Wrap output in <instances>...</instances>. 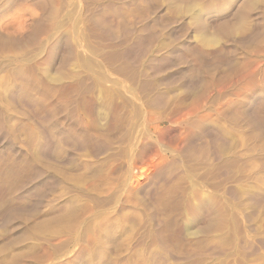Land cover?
Listing matches in <instances>:
<instances>
[{
	"label": "rangeland",
	"instance_id": "1",
	"mask_svg": "<svg viewBox=\"0 0 264 264\" xmlns=\"http://www.w3.org/2000/svg\"><path fill=\"white\" fill-rule=\"evenodd\" d=\"M67 1L70 3V5L64 11L65 18L63 20L62 28L64 27V25L65 28H61V30H52L51 27L49 28L47 16L51 10L58 6L57 1H54L53 4H49L46 0L45 4V2L42 0H0V35L3 37L8 36L7 38L10 39L12 37V40L14 38V41L15 38L19 40L21 38V40L24 41L20 42L16 39L17 43H20V45L24 42L27 43V45L26 43H24L25 46L24 48H22V50L20 49L21 47H23V44L21 46L19 45L18 47L20 48L17 47L18 49L16 50H18L19 53H25L24 55H22L24 56V58H27L26 65H30V67L33 68V71L37 69L36 71H34L35 74L33 72V75H36V78H38L36 79L37 83L35 81V76H33L34 78L31 77L30 79H28V81H23L22 83L24 84V86L26 84L27 87H33L32 89L34 90L35 95H39V98L43 97L46 102L48 100L47 103L49 104L55 102L56 96H60V91L62 92L64 90V93L69 92L71 94L74 88L72 84H75L73 75L75 76L76 72H74V70L77 69L76 71H78L79 69V71H84L85 69V71L88 72L91 77H93V82L95 85L93 87L94 94L92 91L90 96L82 100L83 103L81 101V105L84 107L83 109V107L81 106L83 112L86 113L87 116L90 114L86 119L88 120V123L91 121V125L89 123L88 129L90 131H94L93 129H95V131L99 132L102 130L103 133H108V131H110L112 127H119L118 124L123 120L122 118H124L131 111L132 107L133 109L136 108V110L138 108V103H136L138 101H136L135 98L132 99L131 96H127L125 92L126 90L132 89L133 80L131 82L130 78L132 79V74L136 73L135 68L136 70H139L140 68H137V66H132L128 63V61H121L125 66L126 64H129V71L131 69V75L125 74V76L127 75L125 78V76L123 75V77L121 73L117 71L112 72L111 70H107L104 67L103 69L102 66H100L103 69L102 72L96 70V68H94L93 66L96 67L100 62L97 63L94 61L96 63L95 64L92 61H88V63L90 62L88 64L86 61V56L82 57L83 63L82 61L80 62V58L77 56L75 49L79 41V38L77 37H79V35H82V18L90 10L92 0H80V2L79 0H70L71 2L69 0ZM141 2L142 4H139ZM246 2L248 3L245 4ZM239 3H241L242 7L244 6L243 11H241V9L243 8L240 7L241 5ZM113 6L115 7V9L121 7V13L123 14L118 11L119 9H117L116 11L119 13V15L121 14L120 16L125 20L129 19L131 15H138L143 17L146 14L151 13L150 15L152 16V19L146 25L137 28L133 32V34H130L132 35L131 38L129 37V35L128 37L121 38V41L125 39L122 42L119 40V43L122 44H118V46L122 48H119L118 51L121 53L127 52V57L129 55V58H131L134 53H138L136 51L144 47L146 41L152 39L153 46L155 47H159L161 46V44L164 45L165 43H169L172 41L187 42L189 40V48L194 46L197 47V49L191 48V52V49L188 48V52L190 51L189 53L191 54L195 52V55H198L204 60L210 59L211 57H213V54H221V48L224 42L226 43L228 41L236 40H238L237 42H240L241 39H243V42H251L250 46L252 47H250L249 49V54H252L246 55V53H243V51L241 52L240 49L237 50V59H235V61L233 62L232 67L233 72L230 70V73L228 72L227 75L226 73L224 74V72H218V75H216L217 73H215V75H213L214 77L211 76L207 78L205 82L206 84H204L203 87H201L199 90L201 95L198 92L199 94H193L194 97L191 94L189 95L191 97H187L186 99L184 95L181 94L180 89L176 88L177 97H175L173 103L171 104L172 107L170 105V107L166 110L168 111V113L165 111L167 116L170 114L171 117H177L180 113L185 112V109H193L195 106L202 105L205 101V96H208L210 92L211 95L217 93L219 91L218 89L224 90L226 88V84L230 88L227 87V89L225 90H228L229 88V92H239L240 88H242L243 86H250L251 84L252 85L250 86V89L254 90L257 89L259 85H261L260 81H258L259 79L261 80V78L257 76L255 77V79H253L252 77L255 76L256 73L253 75L255 71L264 70V0H252L251 2L250 0H123V2L122 0H110V2L107 1L105 3L104 12H110V8H113ZM235 7L241 9L238 10ZM246 7L248 8V11L250 10L249 13H246L248 12L245 11ZM249 7H251V9H249ZM146 8H150L151 10L149 9L150 11L147 10L145 12ZM190 8L194 12H191ZM140 9L142 11H140ZM131 11L132 14L130 13ZM242 12H245L246 15ZM125 16L127 17L125 18ZM202 19H204L206 22H204V20L202 21ZM79 20L81 23L79 22ZM108 20L109 19H107V21ZM224 20H226V23H222L224 22ZM43 23L44 25H42ZM73 23L75 25H73ZM109 23L110 21H108V24ZM21 24L24 26V28H22L23 26L21 27ZM207 24L209 25V27ZM169 25L174 27L172 28ZM38 26H40V29ZM227 27L230 28V30L233 32H227L230 31L227 29ZM35 28H38L37 31L35 30ZM41 29L42 31H40ZM141 29L143 31H141ZM221 29H223L222 31H224V33L227 32V34L225 33L224 35H222L223 32L220 31ZM219 32H221V34ZM33 33L35 35H33ZM166 34L169 35V37L171 35L172 38H169ZM156 36L158 38H155ZM175 36L177 37L178 41L175 40ZM22 37L24 39H22ZM225 37H228V39ZM247 37L249 39H247ZM113 38L114 36L111 33H109L106 37V39L109 41L115 39ZM215 39L220 42L212 43V41H215ZM198 40H203L204 42ZM154 41L159 45L155 44ZM208 42L211 43L207 45L206 43ZM28 43L30 45L29 48ZM213 45L215 47L218 45L216 47L218 49H215ZM206 46L207 48H205ZM14 51L15 49L11 50L9 48L2 50V48H0V52L3 53H0V103L3 101V104L1 103L0 105V107L3 109L0 112V264H264V205H258L254 207V209L251 205L246 206L249 211L251 210L250 214L252 215L251 222L249 223L246 222L247 220L242 217L241 211L236 208L237 203L235 202L237 201L231 199L230 196L221 193L222 191L212 192L213 190L209 185L208 187L207 185H198V181H194L192 178L186 176L185 174L182 175V177H180V175L177 176V179H174V175V182H171V184H169L170 187L165 185V181L163 180L164 176L163 178L154 176L156 172L152 167L148 166V160L144 161L147 158L139 154L137 150V141H139L143 137L140 126L137 127V132L129 141L130 143L125 144L123 149L118 150L121 151V154L118 151H115L116 153H108V156L113 154L112 156H109V158L107 157V155H104L98 157L100 159H94L96 157L94 156L92 145L90 144V142V145L88 144L89 146L87 145L86 149H82L80 146H76L75 141H73L72 146L71 141H68V139L64 137L63 142L65 144L62 147H59L58 144L56 145L58 138L56 137L58 136V127L55 124L56 122L48 115H46L45 117L42 105L40 106V104L36 103L30 106L28 104L29 112H23L19 108H17V106L13 102H10L6 96V92L8 91L7 89L9 87L8 85H10L11 82V74L8 70L7 72L6 69L2 66H4V63H8L7 61L18 63ZM238 51H240L241 53ZM256 53L258 54L257 57ZM259 57H261V59ZM85 62L87 63L86 65L88 67L85 65ZM121 62H119V65ZM80 63L81 66L85 67L84 69H82L83 67L79 66ZM73 64L76 65V68ZM122 64L120 66L118 65V67H124ZM97 67L98 69H101L99 65ZM96 71L98 72V74H96ZM46 72L49 74H47L48 76L45 74ZM221 73L223 74L221 75ZM99 75H101L102 78ZM229 75L230 78L232 76L233 80H228ZM50 76H54L53 78L61 76L60 78L64 81L59 79L61 82L59 83V80L57 82L58 77L56 79H52ZM71 76L73 77V79H71ZM243 76H245V78H249L245 79ZM49 77L52 80H50ZM224 79H227V81H225ZM241 79L243 80L241 82L242 84L239 82V80ZM98 81H102L101 84ZM228 81L233 82L229 83ZM96 83L100 88L96 87ZM212 83H214V86H212L213 88L211 87ZM219 83L223 84H221L220 86ZM234 83L238 84V86ZM70 84L73 87H71L72 89H68L71 86ZM99 84L101 86H99ZM102 84H104L103 88L105 89L101 88ZM229 84L231 86L234 84V86L231 87ZM215 85H217L218 87L216 86V88ZM210 87L213 90H211ZM61 88L63 89L61 90ZM94 88H96V93ZM106 88L112 91L110 93L105 92L107 90ZM97 89L100 92L102 91V93H100ZM205 89H207L206 91H208V93L205 91ZM215 89H217V91ZM58 91L59 93L56 94V92ZM212 91L215 92L212 93ZM97 92H99V94ZM202 92L205 96L202 94ZM103 93L104 96L102 95ZM96 94L97 96H95ZM108 94L111 95L109 96ZM102 96L106 98V101L103 102L104 98H102ZM115 96L117 98H114ZM201 96H203L204 98ZM4 97H6L7 99ZM96 97H98V99H96ZM89 99L91 100V102ZM87 100L89 101L87 102ZM109 100H111L112 102ZM129 101H131V103H129ZM108 102H110V104ZM179 102L180 104H183L180 105ZM195 103L198 105H196ZM6 104L8 106H5ZM130 104H132V106ZM3 105L4 107H2ZM176 106L178 107V109ZM239 107L241 106L236 104L234 109L238 110L240 109ZM174 108H176L178 111ZM255 110L256 114L264 120V105L261 104V106H257ZM42 111L43 113H41ZM20 112H23L27 115H24L23 113L21 114ZM118 112L122 114L121 117H118L120 116V113ZM123 112L126 115H124ZM40 113L41 115L43 114L42 120L41 117L39 118V116H41ZM116 113H118L119 115ZM100 115L103 117H101ZM213 119L217 120L218 122L220 121L216 119V117H214ZM36 120H38V123H40V125L36 123ZM112 120H115L114 123H116L117 125H114ZM218 122V127L221 126L220 130H223V133H225L227 139L231 143L230 148H237L240 145V138L239 135L237 136V132L231 130L228 125L224 124L223 121H220L219 124ZM220 123H222V125ZM41 124L45 126H43L42 128ZM67 124V126H71L73 128L72 124ZM95 126L98 127V130ZM224 126L225 128L228 126L226 130L224 129ZM117 127L114 128L115 130L112 129V132H110V136L116 134L115 131L117 130ZM78 133L83 135L84 132L78 131ZM233 134H235L236 137H233ZM107 135H109V133ZM229 136L234 139L229 138ZM81 137L83 139V136ZM230 139L232 140V142L230 141ZM88 141L89 140L84 135V145L87 144ZM21 143L23 145H21ZM19 144L22 147L21 151H17L16 149V147H19ZM66 144L68 147H66ZM126 146H128V149ZM64 148L67 151L63 150ZM61 151L64 152L62 153ZM40 152L42 153V155ZM57 153L61 155H64L65 153V155L61 157V155ZM90 154H92L93 157ZM137 154L141 155L142 157ZM38 163L40 165H38ZM64 165H66V167ZM132 167H137L136 169H134L135 172H133ZM236 175L237 174L234 173V185L230 186H233L238 191L249 186H254L255 188H259L264 192V184L236 185V182H234L236 179ZM135 176L137 178H135ZM183 177L187 178L184 179ZM155 178L156 180H154ZM25 180H28L30 182H25ZM163 189L164 191H166L164 192ZM191 193L195 195L192 196ZM64 196L66 198H64ZM189 196L191 200H194L190 201L191 204L188 202V200H190ZM147 199L148 201H150H146ZM199 200L204 202L201 203V201ZM198 201L200 203V206ZM145 203L155 204V206L157 207V214H160L159 216H157L161 220L163 226H161V234L162 236H164L162 237V239H164L163 242L166 241V243L164 242L165 248L174 254L182 255V257H184L183 260L176 262L173 259H152V253L155 251L154 249H157L155 248L157 246H155L156 243L154 240L155 235L152 221L153 218L151 220V214L147 209L144 208L143 204ZM135 204L136 206H134ZM226 204H229L230 206L228 207V205ZM204 205L207 209H214L216 212L214 213L213 210L214 216L210 219L211 221H208L207 224H204L205 226H203V224L201 223V219L198 215L199 212L196 211V207L200 208ZM192 206H194L195 208ZM216 206L218 210H216ZM218 206L223 208L222 210L224 211H220L219 209L221 208H219ZM227 211L231 214L234 213L236 216L238 215L240 217H236L233 214L235 216L234 217L228 214ZM54 217L55 219H53ZM247 225L250 227L252 226V229H250V231ZM203 227L205 228L204 230ZM201 230L203 234L200 232ZM163 231L164 233H162ZM209 240L214 241L216 245L218 244L217 246L219 247V251H221V254L219 253L213 256L207 255V253H205L206 246L208 245V243H210ZM246 240L250 241V245L253 244L251 246L252 248L250 246V248L248 247V245L245 243ZM244 244H246V246Z\"/></svg>",
	"mask_w": 264,
	"mask_h": 264
},
{
	"label": "bare ground",
	"instance_id": "2",
	"mask_svg": "<svg viewBox=\"0 0 264 264\" xmlns=\"http://www.w3.org/2000/svg\"><path fill=\"white\" fill-rule=\"evenodd\" d=\"M45 2L46 4V0H42ZM54 1H57L58 6H56V8H54L53 10H51L47 16L48 18V25L49 28L51 27V29H59L61 30L62 28V24H63V20L65 18V14L64 11L68 8V6L70 5V3L67 0H47V3L49 4H53ZM70 1V0H69ZM90 1V0H89ZM110 0H92L91 1V8L88 11V13L82 18V29L83 31L81 32L82 35L77 38H79L78 41V45L76 46V54L77 56L80 58V62L82 61V57L86 56V61L88 63V61H92V62H100L98 63L99 67L102 66V68H106L107 70H111L113 71H117L119 73L122 74V76L125 74H130L131 75V69L129 71V64H131L132 66H137V68H140L139 70L135 71L136 73L132 74V79L130 78L131 82H132V89L131 90H126L125 94L127 96H131V98H135L136 103H138V108L136 110V108L131 109V111L126 115L124 112V115H126L124 118L119 119L122 120L118 125L119 127H117L116 129V134L113 136H110V132H112V129H114L112 127V129L110 131H108L109 135H107L108 133H103V131L99 132V131H95V129H93L94 131H90L88 129V125L90 123L91 125V121L88 123V120H86L88 118V115L86 113L83 112L84 107L81 105L83 103L82 100L86 99V97L90 96V94L93 91V87L94 82H93V77L90 76V74L88 72L85 71V67L81 66V63L79 64L80 67H83L82 69H84V71L78 69V71L74 70V72H76L75 76L73 74L74 77V82L75 84H72L74 86V88L72 87V85L70 86V88L68 89H72L73 91L70 94L69 92L64 93L63 91L59 93L60 96H56L55 102H53L52 104H49L45 101V99L43 98H39V95H35L34 90L30 87H27L26 84L24 86V84L22 83L23 81L30 79L31 77L34 78L33 76H35V81L37 83V78L36 75H33V68L30 67V65L28 66V64L26 65V61L27 58H24V54L22 52H18V47L20 45V43H17V41L19 39L14 38L12 40L10 38L7 37H3L0 35V48H2V50L4 49H15V55H16V59L18 60V63H13L12 61H7L8 63H4V67L6 69V71L8 70L9 73L11 74V82L10 85H8V91L6 92V96L8 98V100L10 102H13L17 108H19L21 111L23 112H29L28 111V104L31 106L32 104H40V106L42 105L44 109V113H45V117L46 115H48L49 117L53 118L54 121L56 122L55 124L58 127L57 133H58V137L57 138V143L59 147H62L65 143L63 142L64 137L66 139H68V141H71V144L73 146V141H75L76 146H80L82 149H86L87 145L90 144L92 145V149H93V153L94 156L97 159L100 156H104L107 155L108 153H112L115 151H118L120 149H123L125 144L130 143L129 141L131 140V138L136 134L137 132V127L140 126V129L142 130V134L143 137L137 141V150L139 152V154H141L143 157L147 158H143L145 159L144 161L148 160V166L152 167L153 170L156 172V174H154V176H159L160 178L164 176L163 180L165 181L164 184L169 186V184H171V182H174V179H177L176 177L180 175V177H182V175H186L189 176L190 178H192L194 181H198V185H208L211 187V189L213 190L212 192H221L225 195H228L231 197V199H234L235 203H237V207L235 205V207L237 209H239L241 211L242 217L247 220L246 222H251V218L252 215L250 214V211L246 208V206H253L254 207L258 206V205H264V192L259 189V188H255L254 186H249V187H244L245 189H241V190H237L235 189L233 186L230 185H234L233 183V176L234 173H236L237 175L235 176V184L236 185H263L264 183V120L262 118H260L257 114H256V107L257 106H261L264 105V70H259V71H253V75L255 74L254 77H252L253 79H255V77H259L261 78V80L257 79L258 81H260L261 85H259V87L257 89H250V86H243L242 88H240L239 92H229V86H227L226 84V88H228V90H221L218 89L219 91L217 93H214L213 95H211V92L208 94V96H205L202 92V94L205 96V101L203 102L202 105H198L196 103V105L193 109H185V112L180 113L177 117H171L170 114L167 116L166 112L168 113V111H166L170 105L173 103L175 97H177V91L176 88L180 89V92L182 95H184V97L187 99V97H191L189 95L193 94L195 95L196 93L199 92L200 88L203 87L204 84H206V80L207 78L215 75V73H217L216 75H218V72H224V74L229 72L230 70L232 71V67H233V62L235 61V59H237V50H241V52L243 51V53L245 52L246 55H251L249 54V49L250 47V43L249 42H243V39H241L240 42L236 41H228V42H224V44L222 45V52L221 54H213V57H211L210 59L204 60L202 58H200L198 55H195L194 53L191 54L189 53L190 51L192 52V49L197 47H190V42H169V43H165L164 45L161 44V46H153V39L152 40H148L145 43V46L140 48V50L136 51L138 53H134V55L129 58V55L127 57V52L126 53H121L118 51V49L120 48V46H118V44H120L119 42L121 41V38H125L128 37L130 34H133V32L140 27H143L144 25H146L151 19L152 16L148 13V14H143L145 16L141 17L138 15H131L132 11L130 12L131 16L129 17V19L125 20L123 19L120 15L123 14L121 13L122 9H120L119 7L117 9H119L118 11H120V15L119 13L116 11L117 9H115V7L113 6V8L111 7V11L109 12H104V7H105V3ZM125 1V0H124ZM135 1V0H134ZM141 1V0H140ZM154 1V0H153ZM196 1V0H195ZM206 1V0H205ZM210 1V0H208ZM221 1V0H220ZM245 1V0H244ZM252 0H250L251 2ZM71 2V1H70ZM80 2V0H79ZM87 2V1H86ZM112 2V1H111ZM123 2V0H122ZM138 2V1H137ZM212 2V1H211ZM237 2V1H236ZM241 2V1H240ZM114 3V2H113ZM128 3V2H127ZM169 3V2H168ZM243 3V2H242ZM248 2H246L245 4H247ZM85 4V3H84ZM90 4V3H89ZM88 4V6H89ZM112 4V3H111ZM124 4V3H122ZM126 4V3H125ZM139 4H142L139 3ZM146 4V3H145ZM150 4V3H149ZM241 5V3H239ZM80 5V4H78ZM83 5V4H82ZM81 5V6H82ZM196 5V4H195ZM194 5V7H195ZM75 6V5H74ZM87 6V5H85ZM118 6V5H117ZM123 6V5H122ZM128 6V5H127ZM130 6V5H129ZM144 6V5H143ZM155 6V5H154ZM193 6V5H192ZM210 6V4H209ZM252 6V4H251ZM50 7V6H49ZM80 7V6H79ZM200 7V6H198ZM242 7V5L240 6ZM244 7V6H243ZM242 7V8H243ZM109 8V7H108ZM236 8V7H235ZM247 8V7H246ZM245 11H248V8ZM80 9V8H79ZM132 9V8H131ZM150 9V8H149ZM149 9H145V12ZM153 9V8H152ZM195 9V8H194ZM238 10H240L241 8H236ZM249 9H251V7H249ZM262 9V8H261ZM76 10V9H75ZM86 10V8H85ZM151 10V9H150ZM149 10V11H150ZM158 10V9H157ZM187 10V9H186ZM191 10V8H190ZM237 10V12H238ZM243 9H241V11H243ZM258 10V9H257ZM263 10V9H262ZM82 11V10H81ZM80 11V12H81ZM140 11H142L140 9ZM193 10H191L192 12ZM259 11V10H258ZM157 12V11H156ZM164 12V11H163ZM172 12V11H171ZM194 12V11H193ZM232 12V11H231ZM250 10L246 13H249ZM257 12V11H256ZM141 13V12H140ZM176 13V12H175ZM182 13V12H181ZM197 13V11H196ZM235 13V12H234ZM241 13V12H239ZM243 14L245 12H242ZM245 13V15H246ZM260 13V12H259ZM258 13V14H259ZM80 14V13H79ZM129 14V13H128ZM178 14H179V10H178ZM200 14V13H198ZM197 14V15H198ZM83 15V14H82ZM142 15V14H141ZM155 15V14H153ZM233 15V14H232ZM231 15V16H232ZM46 16V15H45ZM170 16V15H169ZM184 16V15H183ZM257 16V15H256ZM70 17V16H69ZM80 17V15H79ZM82 17V16H81ZM127 16H125L126 18ZM179 17V16H178ZM221 17V16H220ZM172 18V17H171ZM198 18V17H197ZM77 19V16H76ZM75 19V20H76ZM107 19H109L108 21H110V23L108 24ZM227 19V18H226ZM45 20V19H43ZM71 20V19H70ZM204 19H202L203 21ZM229 20V19H228ZM245 20V19H244ZM243 20V21H244ZM66 21V20H65ZM68 21V20H67ZM171 21V20H170ZM181 21V20H180ZM179 21V22H180ZM210 21V20H209ZM221 21V20H220ZM226 20H224V22L222 23H226ZM74 22V21H73ZM80 22V20H79ZM200 22V21H199ZM198 22V23H199ZM204 22H206L204 20ZM202 22V23H204ZM217 22V21H216ZM230 22V21H229ZM76 23V22H75ZM81 23V22H80ZM208 23V22H207ZM210 23V22H209ZM216 24V23H214ZM230 24V23H229ZM39 25V24H38ZM44 25V23L42 24ZM73 25H75L73 23ZM174 25V24H171ZM171 25H169L170 27H172ZM177 25V24H176ZM181 25V24H180ZM201 25V24H200ZM199 25V26H200ZM208 25V24H207ZM211 25V24H210ZM219 25V24H217ZM23 25L21 24V27ZM36 26V25H35ZM20 27V28H21ZM40 29V26H38ZM81 27V25H80ZM166 27V26H165ZM174 27V26H173ZM172 27V28H173ZM207 27V26H205ZM209 27V25H208ZM213 27V26H212ZM211 27V28H212ZM215 27V25H214ZM221 27V26H220ZM226 27V26H225ZM233 27V26H232ZM231 27V28H232ZM24 28V26L22 27ZM65 28V25L64 27ZM62 28V29H63ZM176 28V27H175ZM204 28V25H203ZM219 28V27H218ZM223 28V27H222ZM38 29V28H37ZM37 29L35 28V30L37 31ZM50 29V30H51ZM73 29V28H72ZM76 29V28H75ZM167 29V28H165ZM164 29V30H165ZM210 29V28H209ZM224 29V28H223ZM223 29H221L220 31L223 32L222 35H224L225 33L227 34V32H233L230 30V28L227 27L228 30L224 33V31H222ZM250 29V28H249ZM175 30V29H173ZM186 30V29H185ZM215 30V29H214ZM235 30V29H234ZM42 31V29L40 30ZM80 31V30H79ZM110 31V32H109ZM141 31H143L141 29ZM157 31V30H156ZM166 31V30H165ZM171 31V30H170ZM239 31V30H237ZM50 32V31H49ZM71 32V31H70ZM140 32V31H138ZM158 32V31H157ZM169 32V31H168ZM211 32V31H208ZM214 32V31H213ZM221 32H219L221 34ZM80 33V32H79ZM111 33L114 36V40H107L106 37L107 35ZM146 33V31H145ZM173 33V31H172ZM171 33V34H172ZM205 33V32H204ZM215 33V32H214ZM230 33V34H231ZM235 33V32H234ZM57 34V33H56ZM4 35V34H3ZM33 35H35L33 33ZM71 35V34H70ZM69 35V36H70ZM158 35V34H157ZM162 35V34H161ZM167 35V34H166ZM174 35V34H173ZM172 35V36H173ZM187 35V34H186ZM215 35V34H214ZM234 35V34H233ZM241 35V34H240ZM110 36V35H109ZM132 35H130L129 37L131 38ZM134 36V35H133ZM169 37V35H167ZM184 36V35H183ZM252 36V35H251ZM72 37V36H71ZM70 37V38H71ZM171 37V35H170ZM169 37V38H170ZM174 37V36H173ZM185 37V36H184ZM209 37V35H208ZM235 37V36H234ZM155 38H158L157 36ZM172 38V37H171ZM201 38V36H200ZM207 38V37H206ZM228 39V37H225ZM236 38V37H235ZM17 39V41H16ZM22 39H24L22 37ZM33 39V37H32ZM118 39V40H117ZM149 39V38H148ZM185 39V38H184ZM245 39V38H244ZM247 39H249L247 37ZM252 39V38H251ZM250 39V40H251ZM26 40V38H25ZM39 40V39H38ZM77 40V39H76ZM120 40V41H119ZM125 40V39H123ZM122 40V41H123ZM174 40V39H173ZM175 40L178 41L177 37L175 36ZM194 40V39H193ZM204 40V39H203ZM203 40H198V41H203ZM206 40V39H205ZM222 40V39H220ZM20 42L24 41V40H19ZM73 41V40H72ZM121 41V42H122ZM168 41V40H167ZM170 41V39H169ZM247 41V40H246ZM249 41V40H248ZM36 42V41H35ZM33 42V43H35ZM39 42V41H38ZM57 42V41H56ZM77 42V41H76ZM193 42V41H192ZM195 42V41H194ZM204 42V41H203ZM206 42V41H205ZM218 43L220 41H217V39H215V41H212V43ZM26 43V42H24ZM24 43L23 47H21L20 50H22V48H24ZM124 43V42H123ZM128 43V42H127ZM155 43V41H154ZM164 43V42H163ZM211 43V42H210ZM209 42L206 43L207 45L210 44ZM222 43V42H221ZM21 44V45H22ZM122 44V43H121ZM120 44V45H121ZM158 44V43H155ZM201 44V43H200ZM203 44V43H202ZM220 44V43H219ZM20 45V46H21ZM27 45V43H26ZM54 45V44H53ZM159 45V44H158ZM204 45V44H203ZM29 43H28V48H29ZM200 46V45H197ZM202 46V45H201ZM218 46V45H217ZM216 46V47H217ZM221 46V45H220ZM255 46V45H253ZM18 47V48H17ZM136 47V46H135ZM213 47L215 49L216 48L214 45ZM54 48V47H53ZM74 48V47H73ZM122 48V47H121ZM120 48V49H121ZM191 49L189 52L188 50ZM207 48V46L205 47ZM43 49V48H42ZM124 49V48H123ZM131 49V48H130ZM200 49V48H199ZM252 49V48H251ZM257 49V48H256ZM19 50V51H20ZM24 50V49H23ZM56 50V49H55ZM213 50V49H212ZM10 51V50H9ZM8 51V52H9ZM25 51V50H24ZM130 51V50H129ZM128 51V52H129ZM134 51V50H133ZM257 51V50H255ZM4 52V51H1ZM0 52V53H1ZM7 52V51H6ZM26 52V51H25ZM217 52V51H216ZM240 52V51H238ZM240 52V53H241ZM213 53V52H212ZM215 53V51H214ZM3 54V53H1ZM9 54V53H8ZM23 54V55H22ZM52 54V53H51ZM197 54V53H196ZM208 54V53H207ZM6 55V54H5ZM211 55V54H210ZM254 55V54H253ZM208 56V55H207ZM258 56V54L256 53V57ZM264 56V54H263ZM242 57V56H241ZM240 57V58H241ZM255 57V56H254ZM245 58V57H244ZM250 58V56H249ZM261 59V57H259ZM15 59V58H13ZM243 59V58H242ZM247 59V58H246ZM253 59V58H252ZM78 60V59H77ZM84 60V59H83ZM128 61L129 64H126V66L124 65V63L122 64L121 61ZM248 60V59H247ZM250 60V59H249ZM255 60V59H254ZM261 61V60H259ZM263 61V59H262ZM5 62V61H3ZM94 62V63H95ZM122 64L124 67H118L119 65ZM264 62V61H263ZM33 63V62H32ZM83 63V61H82ZM85 62V65L87 64ZM90 63V62H89ZM88 63V64H89ZM246 63V62H244ZM258 63V62H257ZM31 64V63H30ZM39 64V63H38ZM76 64V63H75ZM96 64V63H95ZM3 65V63H2ZM74 65V64H73ZM84 65V64H83ZM93 65V64H92ZM97 65V66H98ZM119 65V66H120ZM34 66V64H33ZM76 65H74L75 67ZM87 66V65H86ZM91 66V64H90ZM93 66L94 68H96V70L99 71H103V69H98V67ZM240 66V65H239ZM253 66V64H252ZM78 67V65H77ZM88 67V66H87ZM36 68V67H35ZM57 68V67H56ZM76 68V67H75ZM258 68V67H257ZM262 68V67H261ZM260 68V69H261ZM92 69V68H91ZM134 69V67H133ZM132 69V70H133ZM241 69V68H240ZM239 69V70H240ZM87 70V69H86ZM254 70V69H253ZM258 70V69H257ZM4 71V72H6ZM7 71V72H8ZM92 71V70H91ZM57 72V70H56ZM62 72V71H61ZM67 72V71H66ZM90 72V70H89ZM93 72V71H92ZM97 72V71H96ZM130 72V73H129ZM233 72V71H232ZM236 72V71H235ZM60 73V72H59ZM65 73V72H64ZM63 73V74H64ZM94 73V72H93ZM92 73V75H93ZM133 73V72H132ZM35 74V72H34ZM46 75L48 74L47 72L45 73ZM57 74V73H55ZM66 74V73H65ZM98 74V72L96 73ZM102 74V73H101ZM115 74V73H114ZM223 73H221L222 75ZM4 75V74H3ZM49 75V74H48ZM47 75V76H48ZM61 75V74H60ZM68 75V74H67ZM95 75V74H94ZM103 75V74H102ZM231 75V74H230ZM229 75V78H230ZM237 75V74H236ZM55 76V75H54ZM54 76H50L52 79H56L53 78ZM101 77V75H99ZM112 76V75H111ZM118 76V75H117ZM123 76V77H124ZM127 76V75H126ZM125 76V78H126ZM251 76V75H250ZM40 77V76H39ZM49 77V78H50ZM61 77V76H60ZM60 77H58L57 82L59 79H61ZM73 77L71 76V79H73ZM104 77V76H103ZM214 77V76H213ZM216 77V76H215ZM228 77V76H227ZM226 77V78H227ZM245 78V76H243ZM7 78V77H5ZM50 78V80H52ZM97 78V77H96ZM102 78V77H101ZM107 78V77H106ZM120 78V77H119ZM129 78V77H128ZM127 78V79H128ZM228 80L230 81L232 79L231 78ZM234 78V77H233ZM242 78V77H241ZM247 79L249 77H246ZM245 78V79H246ZM4 79V78H3ZM98 79V78H97ZM96 79V80H97ZM105 79V78H104ZM123 79V78H122ZM125 79V80H127ZM216 79V78H215ZM223 79V77H222ZM244 79V80H245ZM252 79V80H253ZM5 80V79H4ZM62 80V79H61ZM68 80V79H67ZM103 80V79H102ZM107 80V79H106ZM210 80V79H209ZM213 80V79H212ZM217 80V79H216ZM225 80V79H224ZM233 80V79H232ZM256 80V81H257ZM54 81V80H53ZM52 81V82H53ZM56 81V80H55ZM64 81V80H62ZM104 81V80H103ZM111 81V80H108ZM129 81V80H128ZM214 81V80H213ZM212 81V82H213ZM227 81V79L225 80ZM228 81V82H229ZM243 80H239V82L241 83ZM30 82V81H29ZM33 82V79H32ZM48 82V80H47ZM66 82V81H65ZM96 82V81H95ZM99 82V81H98ZM102 81H100L99 83L101 84ZM124 82V81H123ZM210 82V81H209ZM220 82V81H219ZM233 82V81H231ZM229 82V83H231ZM235 82V81H234ZM238 82V84H239ZM1 83V82H0ZM27 83V82H26ZM39 83V82H38ZM44 83V82H43ZM59 83L60 80H59ZM109 83V82H108ZM215 83V82H214ZM214 83L211 84V87L214 86ZM218 83V82H217ZM237 83V81H236ZM234 83V84H236ZM255 83V82H254ZM55 84V83H54ZM97 84V83H96ZM99 84V86H101ZM124 84V83H123ZM131 84V83H130ZM208 84V83H207ZM221 84L223 83H219V85L221 86ZM234 84L232 86H234ZM238 84H236L238 86ZM242 84V83H241ZM247 84V83H246ZM245 84V85H246ZM1 85V84H0ZM38 85V84H37ZM47 85V84H45ZM102 84V87L103 88ZM108 85V84H107ZM117 85V83H116ZM230 85V84H229ZM235 85V86H236ZM254 85V84H253ZM29 86V85H28ZM32 86V85H31ZM64 86V85H63ZM179 86V87H178ZM217 85H215L216 87ZM225 86V85H224ZM231 86V85H230ZM231 86V87H232ZM66 87V86H65ZM72 87V88H71ZM98 87V84L96 86ZM124 87V86H123ZM131 87V86H130ZM210 87V88H211ZM218 87V86H217ZM216 87V88H217ZM37 88V87H36ZM64 88V87H63ZM61 88V90L63 89ZM213 88V87H212ZM211 88V90H213ZM238 88V87H237ZM4 89V88H3ZM95 89V93H96V88ZM105 89V88H103ZM107 89V88H106ZM204 89V88H203ZM98 90V89H97ZM125 90V89H124ZM207 89H205L206 91ZM217 91V89H215ZM238 90V89H237ZM66 91V89H65ZM99 91V90H98ZM105 91V90H104ZM103 91V92H104ZM112 91V90H111ZM110 89L106 90L105 92H111ZM123 91V90H122ZM121 91V92H122ZM202 91V89H201ZM71 92V91H70ZM100 92V91H99ZM99 92H97L99 94ZM104 92V93H105ZM120 92V93H121ZM208 93V91H206ZM215 91H212V93ZM63 93V94H62ZM102 93V91L100 92ZM104 93L102 94L104 96ZM118 93V92H117ZM200 93V92H199ZM198 93V94H199ZM55 94V95H56ZM94 94V91H93ZM112 94V93H111ZM110 94V95H111ZM115 94V93H114ZM113 94V95H114ZM119 94V93H118ZM124 94V93H123ZM129 94V95H128ZM179 94V93H178ZM54 95V97H55ZM101 95V94H100ZM98 95V96H100ZM109 95V94H108ZM107 95V96H108ZM109 95V96H110ZM112 95V98H113ZM116 95V94H115ZM201 95V93H200ZM39 96V97H38ZM97 96V94L95 95ZM102 96V98H104ZM106 96V97H107ZM2 97V96H1ZM182 97V98H184ZM194 97V96H193ZM198 97V96H195ZM203 97V96H201ZM6 98V97H4ZM6 98V99H7ZM46 98V97H45ZM49 98V97H48ZM114 98H117L116 96ZM127 98V97H126ZM204 98V97H203ZM5 99V100H6ZM88 99V98H87ZM96 99H98V97H96ZM100 99V98H99ZM106 98H104L103 102L106 101ZM131 99V100H132ZM90 100V99H89ZM87 100V102L89 101ZM128 100V99H127ZM190 100V99H189ZM192 100V99H191ZM194 100V99H193ZM201 100V98H200ZM54 101V100H53ZM82 101V103H81ZM86 101V100H85ZM111 101V100H109ZM126 101V99H125ZM198 101V100H197ZM203 101V99H202ZM3 102V101H2ZM1 102V103H2ZM5 102V101H4ZM51 102V101H50ZM91 102V100H90ZM112 102V101H111ZM135 102V101H133ZM192 102V101H191ZM201 102V101H199ZM0 103V105H1ZM6 103V102H5ZM9 103V102H8ZM7 103V104H8ZM12 103V104H13ZM107 103V102H106ZM104 103V104H106ZM110 104V102H108ZM129 103H131V101H129ZM193 103V102H192ZM3 104V103H2ZM5 106H8V105ZM37 104V105H38ZM135 104V103H134ZM133 104V105H134ZM180 104V102H179ZM178 104V107H179ZM183 104V103H182ZM180 104V105H182ZM200 104V103H199ZM239 105L241 107H239L240 109L235 110V105ZM85 105V104H84ZM127 105V104H126ZM132 106V104H130ZM83 109H82V107ZM116 106V105H114ZM130 106V107H131ZM135 106V105H134ZM174 106V105H173ZM188 106V105H187ZM185 106V107H187ZM4 107V105L2 106ZM11 107V106H10ZM14 107V106H13ZM39 107V106H38ZM107 107V106H105ZM113 107V106H112ZM129 107V106H127ZM172 107V105H171ZM177 107V106H176ZM177 107V109H178ZM111 108V107H110ZM190 108V107H188ZM238 108V107H236ZM6 109V108H5ZM9 109V107H8ZM7 109V110H8ZM16 109V108H15ZM129 109V110H130ZM176 109V108H174ZM176 109V110H177ZM180 109V108H179ZM182 109V107H181ZM3 109L0 107V112ZM18 110V109H17ZM31 110V107H30ZM90 110V109H89ZM184 110V109H183ZM11 111V110H10ZM16 111V110H15ZM103 111V110H102ZM166 111V112H165ZM175 111V110H174ZM178 111V110H177ZM4 112V111H3ZM22 112V113H23ZM33 112V111H32ZM31 112V113H32ZM107 112V111H106ZM170 112V111H169ZM16 113V112H15ZM21 113V112H20ZM21 113V114H22ZM43 113V111L41 112ZM40 113V115H41ZM109 113V112H108ZM120 113V112H118ZM116 113V114H118ZM173 113V111H172ZM3 114V113H2ZM19 114V113H18ZM24 114V113H23ZM107 114V113H106ZM115 114V115H116ZM262 114V113H261ZM11 115V114H10ZM17 115V114H16ZM27 115V114H24ZM43 115V114H42ZM42 115L39 116V118L41 117L42 120ZM109 115V114H108ZM119 115V114H118ZM117 115V116H118ZM36 116V115H35ZM101 116V115H100ZM122 114L120 113L121 117ZM18 117V116H17ZM25 117V116H24ZM44 117V116H43ZM103 117V116H101ZM107 117V116H106ZM216 117V119L223 121L224 124L228 125L229 128L231 130H234L235 132H237V136L239 135V140H240V145L237 148H230L231 147V143L229 142V140L227 139L225 133H223V130H220V127H218L219 125H217V120H214L213 118ZM117 118V117H116ZM32 119V118H31ZM35 119V118H34ZM37 119V118H36ZM109 119V117H108ZM1 120V119H0ZM40 120V119H39ZM100 120V119H99ZM105 120V119H104ZM107 120V119H106ZM111 120V119H110ZM118 120V121H119ZM3 121V120H2ZM38 123V120H36ZM93 121V120H92ZM102 121V120H101ZM100 121V122H101ZM113 121V120H112ZM115 121V120H114ZM113 124L115 125L116 123ZM217 121V122H216ZM219 121V122H220ZM40 122V121H39ZM218 122V124H219ZM69 125H73V128L71 126H67ZM88 123V124H87ZM102 123V122H101ZM1 124V123H0ZM40 125V123H38ZM95 124V123H94ZM97 124V123H96ZM222 125V123H220ZM223 124V125H224ZM42 125V124H41ZM105 125V124H104ZM113 125V126H114ZM117 125V124H116ZM2 126V125H1ZM45 125H42V128ZM227 126V127H228ZM38 127V126H37ZM97 127V126H95ZM94 127V128H95ZM226 127V128H227ZM12 128V127H11ZM39 128V127H38ZM41 128V127H40ZM111 128V127H110ZM225 126L224 129L226 130ZM101 129V127H100ZM40 130V129H39ZM98 130V127H97ZM115 130V129H114ZM139 130V131H141ZM78 131L84 132L83 135L79 134ZM227 132V131H225ZM231 132V131H230ZM141 133V132H140ZM139 133V134H140ZM137 134V135H139ZM229 134V133H228ZM236 134V133H235ZM235 134H233V137H236ZM84 135L86 136V138L89 140L87 142V144L84 145L83 143V139H84ZM136 135V136H137ZM141 135V134H140ZM230 135V134H229ZM6 136V135H5ZM83 136V139L82 137ZM232 136V134H231ZM9 137V136H8ZM7 138V137H6ZM229 138H231L229 136ZM138 139V138H136ZM234 139V138H231ZM230 139V141L232 142V140ZM238 139V138H236ZM5 141V140H4ZM87 141V140H86ZM56 142V141H55ZM85 142V141H84ZM134 142V140H133ZM3 143V142H2ZM70 143V142H69ZM230 143V144H229ZM18 144V143H17ZM41 144V143H40ZM68 144V145H71ZM89 144V145H90ZM236 144V143H235ZM1 145V144H0ZM21 145H23L21 143ZM21 145L19 144V147H16L17 151H21ZM42 145V144H41ZM88 145V146H89ZM233 145V144H232ZM75 146V145H74ZM131 146V145H130ZM135 146V145H134ZM235 146V145H234ZM233 146V147H234ZM56 147V146H55ZM58 147V146H57ZM66 147L67 144H66ZM128 149V146H126ZM125 147V148H126ZM71 148V147H70ZM78 148V147H77ZM80 148V150H81ZM89 148V147H88ZM15 149V150H16ZM40 149V148H39ZM44 149V148H42ZM23 150V149H22ZM60 150V149H58ZM57 150V151H58ZM65 150V148L63 149ZM130 150V149H129ZM136 150V149H135ZM38 151V150H37ZM43 151V150H42ZM67 151V150H65ZM79 151V149H78ZM87 151V150H86ZM90 151V150H89ZM123 151V150H122ZM15 152V151H14ZM23 152V151H22ZM62 152V151H61ZM64 152V151H63ZM62 152V153H63ZM82 152V151H81ZM121 154V151H118ZM127 152V150H126ZM41 153V152H40ZM60 153V152H59ZM57 153V154H59ZM88 153V152H87ZM92 153V152H91ZM116 153V152H115ZM18 154V153H17ZM44 154V152H43ZM129 154V153H128ZM127 154V155H128ZM132 154V152H131ZM137 154V155H139ZM42 155V153H41ZM61 155V154H59ZM65 155V153H64ZM64 155H61V157H63ZM83 155V154H81ZM85 155V154H84ZM92 156V154H90ZM113 155V154H112ZM109 155V156H112ZM119 155V154H118ZM136 155V156H137ZM139 155V156H141ZM88 156V155H87ZM109 156L107 155V157L109 158ZM120 156V155H119ZM141 156V157H142ZM45 157V156H44ZM85 157V156H84ZM89 157V156H88ZM93 157V156H92ZM114 157V156H113ZM116 157V156H115ZM87 158V157H86ZM85 158V159H86ZM60 159V157H59ZM62 159V158H61ZM84 159V160H85ZM100 159V158H98ZM105 159V158H104ZM107 159V158H106ZM118 159V158H117ZM122 159V158H121ZM120 159V160H121ZM133 159V158H132ZM142 159V158H141ZM35 160H39V159H35ZM109 160V159H108ZM90 161V160H89ZM93 161V159H92ZM101 161V160H100ZM116 161V160H115ZM135 161V160H134ZM143 161V162H144ZM35 162V161H34ZM99 162V161H98ZM131 162V161H130ZM36 163V162H35ZM64 163V162H62ZM86 163V162H85ZM138 163V162H137ZM61 164V162H60ZM99 164V163H98ZM135 164V163H134ZM38 165H40L38 163ZM59 165V163H58ZM146 165V164H145ZM143 165V166H145ZM35 166V165H34ZM37 166V165H36ZM61 166V165H60ZM59 166V167H60ZM66 167V165H64ZM63 166V167H64ZM87 166V165H86ZM134 166V165H132ZM137 166V165H136ZM40 167V166H39ZM58 167V168H59ZM139 167V166H138ZM149 167V168H150ZM133 168V167H132ZM137 168V167H136ZM133 168V172L134 169ZM148 168V170H149ZM145 169V168H144ZM139 170V169H138ZM152 170V172H153ZM37 171V170H36ZM144 171V170H143ZM140 172V171H139ZM142 172V170H141ZM148 173V172H146ZM34 174V172H33ZM32 174V175H33ZM30 175V174H29ZM37 175V174H35ZM151 175V174H150ZM175 175V176H174ZM145 176V175H143ZM153 176V177H154ZM175 178H174V177ZM32 177V176H30ZM69 177V176H67ZM135 178H137L135 176ZM159 178V179H160ZM174 178V179H173ZM184 178V177H183ZM187 178V177H185ZM184 178V179H185ZM38 179V178H37ZM65 179V177H64ZM139 179V178H138ZM147 179V178H146ZM34 180V179H33ZM137 180V179H136ZM156 180V178L154 179ZM158 180V177H157ZM173 180V181H172ZM182 180V179H181ZM28 180H25V182ZM32 181V180H31ZM67 181V180H66ZM153 181V180H152ZM176 181V180H175ZM24 182V183H25ZM30 182V181H28ZM138 182V181H136ZM148 182V181H147ZM157 182V181H156ZM135 183V182H134ZM152 183V182H151ZM154 183V182H153ZM23 184V183H22ZM26 184V183H25ZM196 184V185H197ZM27 185V184H26ZM145 185V184H144ZM147 185V184H146ZM174 185V184H173ZM176 185V184H175ZM192 185V184H190ZM25 187V186H24ZM28 187V186H27ZM68 187V186H67ZM170 187V186H169ZM236 187V186H235ZM23 188V186H22ZM242 188V187H241ZM25 189V188H24ZM69 189V188H68ZM194 189V187H193ZM169 190V189H168ZM210 190V189H209ZM23 191V190H22ZM164 191V189H163ZM166 191V190H165ZM164 191V192H165ZM195 191V190H194ZM20 192V191H19ZM197 192V191H196ZM71 193V192H70ZM158 193V192H157ZM202 193V192H201ZM204 193V192H203ZM74 194V193H73ZM76 195V194H75ZM144 195V194H142ZM191 195H195L193 193H191ZM209 195V194H208ZM74 196V195H73ZM169 196V194H168ZM167 196V197H168ZM187 196V195H186ZM191 196V197H192ZM71 197V196H70ZM143 197V196H142ZM165 197V195H164ZM58 198V197H57ZM64 198H66L64 196ZM74 198V197H73ZM144 198V197H143ZM162 198V197H161ZM160 198V199H161ZM190 198V196H189ZM61 199V198H60ZM72 199V198H71ZM141 199V198H140ZM158 199V198H157ZM202 199V198H201ZM62 200V199H61ZM154 200V199H153ZM148 201V199L146 200ZM145 201V202H146ZM150 201V200H149ZM148 201V202H149ZM164 201V200H163ZM190 201H194V200H188V202L191 204ZM201 201V200H199ZM198 201V203H199ZM230 201V200H229ZM74 202V200H73ZM98 202V201H97ZM157 202V201H156ZM204 201H201V203H203ZM224 202V201H223ZM140 203V202H139ZM138 203V204H139ZM144 203V202H143ZM225 203V202H224ZM228 203V202H227ZM74 204V203H73ZM146 204V203H145ZM144 205V208L147 209L149 211V213L151 214V220L153 218V229H154V237H155V251L152 253L153 257L152 259H173L174 261H181L184 259V257H182V255L179 254H174L172 252H170L168 249L165 248V243L166 241L163 242L164 239H162V234H161V220L159 219V215L157 214L156 211V206L155 204H150L147 203L146 205ZM186 204V203H185ZM206 204V203H205ZM214 204V203H213ZM212 204V205H213ZM219 204V203H218ZM71 205V204H70ZM76 205V204H75ZM140 205V204H139ZM159 205V204H158ZM165 205V204H164ZM163 205V206H164ZM194 205V204H193ZM228 207L230 206L229 204ZM100 206V205H99ZM136 206V204L134 205ZM146 206V207H145ZM191 206V205H190ZM195 206V205H194ZM192 206V207H194ZM200 206V203H199ZM232 206V204H231ZM189 207V206H188ZM209 207V206H208ZM212 207V206H211ZM219 208H221L220 206H218ZM69 208V207H68ZM71 208V207H70ZM195 208V207H194ZM193 208V209H194ZM224 208V205H223ZM219 209L220 211L223 209ZM67 209V206H66ZM97 209V208H96ZM159 209V208H158ZM191 209V208H190ZM196 211L199 212V218L201 219V223L203 224V226H205L204 224H207L208 221H211L210 219L214 216L213 215V210H209L204 206L197 208L196 207ZM235 209V208H234ZM233 209V210H234ZM252 209V210H253ZM216 210L217 206H216ZM225 210H226V206H225ZM238 210V211H239ZM71 211V210H70ZM191 211V210H190ZM193 211V210H192ZM195 211V210H194ZM195 211V212H196ZM224 211V210H222ZM237 211V210H236ZM120 212V211H119ZM147 212V211H146ZM228 212V211H227ZM235 212V211H234ZM62 213V212H61ZM214 213L215 210H214ZM252 213V212H251ZM194 214V213H193ZM224 214V213H223ZM222 214V215H223ZM228 214L234 216L233 214L229 213ZM158 215V216H157ZM218 215V214H217ZM224 216V215H223ZM227 216V215H226ZM236 216V215H235ZM234 216V217H235ZM238 216V215H237ZM236 216V217H237ZM121 217V214H120ZM221 217V216H220ZM233 217V218H234ZM240 217V216H238ZM169 218V217H168ZM218 218V217H217ZM215 218V219H217ZM226 218V217H225ZM55 219V217L53 218ZM214 219V218H213ZM217 221V220H216ZM219 222V221H218ZM225 222V221H224ZM220 223V222H219ZM222 223V222H221ZM164 224V223H163ZM211 224V223H210ZM227 224V223H226ZM167 226V225H166ZM207 226V225H206ZM211 226V225H210ZM225 226V225H224ZM248 226V225H247ZM149 227V226H148ZM163 227V226H162ZM208 227V226H207ZM252 227V226H251ZM250 226H248L249 231L250 229H252ZM151 228V227H150ZM247 228V229H248ZM201 229V228H200ZM205 228L203 227V230ZM209 229V228H207ZM212 229V228H211ZM198 230V229H197ZM224 231V230H223ZM229 231V230H228ZM153 232V230H152ZM194 232V231H192ZM199 232V231H198ZM202 233V230L200 231ZM164 233V231L162 232ZM203 234V233H202ZM153 235V234H152ZM165 235V234H164ZM152 237V236H151ZM145 238V237H143ZM152 239V238H151ZM246 239V238H245ZM215 240V239H214ZM98 241V240H97ZM142 241V240H141ZM210 241V240H209ZM245 241V240H244ZM243 241V242H244ZM147 242V241H146ZM217 242V241H216ZM168 243V241H167ZM248 247L252 246L253 244L250 245V241L245 242ZM103 244V243H102ZM246 244H244L246 246ZM169 245V244H168ZM218 245V244H217ZM216 245V243L214 241H210V243H208V245L206 246V252L207 255H217L219 254L221 251H219V247ZM102 246V245H101ZM167 246V245H166ZM105 247V246H104ZM249 247V248H250ZM88 248V247H87ZM170 248V247H169ZM252 248V247H251ZM171 249V248H170ZM104 250V249H103ZM174 250V249H173ZM153 251V250H152ZM189 251V250H188ZM221 254V253H220ZM150 260V259H149ZM152 261V260H151ZM167 262V261H166ZM169 264V263H168Z\"/></svg>",
	"mask_w": 264,
	"mask_h": 264
}]
</instances>
